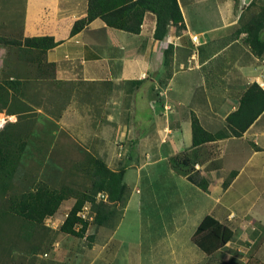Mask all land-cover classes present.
<instances>
[{
  "label": "crops",
  "instance_id": "1",
  "mask_svg": "<svg viewBox=\"0 0 264 264\" xmlns=\"http://www.w3.org/2000/svg\"><path fill=\"white\" fill-rule=\"evenodd\" d=\"M0 2V36L53 37L57 45L47 50L45 60L52 65L54 79L86 87L84 138L100 143L98 155L118 170L117 151L123 148L125 153L132 143L125 165L123 213L136 203L140 216L143 204L150 201L156 204L152 212L162 217L154 225L166 226L170 220L174 228L194 233L202 219L212 215L233 230V238L212 254L195 243L180 244L183 257L166 263L264 264V111L242 136L193 144V113L207 132L226 130L227 117L239 108L242 96L264 79V52L254 54L246 32L240 31L239 16H226L221 25L197 31L179 0L184 26L169 25L164 38L157 39L153 12H146L138 33L96 18L72 34L75 21L87 16L88 0H22L20 19L15 16L19 0ZM0 46L1 54L8 50ZM78 105L72 102L69 108L79 111ZM118 139L125 143L117 145ZM129 170L135 172L129 175L137 182L134 190L127 181ZM118 228L119 222L115 228H102L101 243L84 252L86 264H96L106 254L112 258L109 264H122L118 255L125 246L121 241L111 246ZM248 241L253 245L247 247ZM166 247L177 251L176 245H153L151 250ZM151 250L139 245L135 264H144L140 251ZM127 261H132L129 256Z\"/></svg>",
  "mask_w": 264,
  "mask_h": 264
},
{
  "label": "rangeland",
  "instance_id": "2",
  "mask_svg": "<svg viewBox=\"0 0 264 264\" xmlns=\"http://www.w3.org/2000/svg\"><path fill=\"white\" fill-rule=\"evenodd\" d=\"M180 2L188 22L195 30H209L221 25L226 16L237 15L242 21L240 31L246 32L244 37L248 36V31L254 29L257 18L264 12V0H251L248 4H245L244 0ZM21 3L22 0H19L15 14L18 19L22 14ZM1 7L0 2V9ZM171 25L178 29L183 27L180 24ZM4 46H7L8 50L0 53V81L16 79L20 82L11 85L10 92L14 98L11 99L7 110L0 112V131L10 125L13 141L9 149L20 154L8 196L18 199L23 194L35 193L44 188L51 191L62 190L66 198L53 215L37 220L12 212L7 198L0 197V264H86L84 252L93 244L101 243L99 237L102 228H115L118 222L119 228L115 229V232L111 230L110 233L114 232L111 235L112 247L117 246L115 243L119 241L125 246L118 255L119 263L124 264L126 256H129L132 261L125 264H135L136 259L133 260V256L137 255L135 250L139 245L144 250H151L153 245L177 246V251H174V248L169 250L168 247L163 250L158 248L153 252L155 249L140 251L139 255H142L144 264H168V259L179 261L184 255V248H180V244H193L191 238L194 233H188L189 230L182 226L174 228V222L170 220L166 221V226L154 225L153 221L159 219L162 222V217L156 215V211L152 212L151 206L156 204L150 201L143 204L139 216L136 203L128 206L123 213L124 198L108 208L113 214L104 225H98L94 220L88 223L83 237L62 231V225L67 218L65 214H69L70 209L79 200L97 190L95 174L100 173L97 170L100 165L94 162L104 160L98 155L97 148L100 143L84 138L88 126L84 123V114L88 112V109L84 108L87 90L85 86L75 87L55 80L53 68L46 63L40 50L30 49L27 44L23 48L16 45ZM11 49H14L15 53ZM87 101L93 104L92 101ZM72 102H78L79 111L69 108ZM68 111L72 114L67 116ZM10 112L13 114H9ZM78 112L81 114L80 120L77 117ZM115 143L123 145L125 140L118 139ZM132 149L131 143L125 153L123 148L117 151V157L121 158L118 169L125 167ZM106 165L112 169V166L107 163ZM134 173L129 170L127 175L131 190H134L137 184L129 179V175ZM133 196L137 198L139 194L133 192ZM161 202L166 205V201ZM120 218L122 221H119ZM81 227L75 225L76 230ZM258 243L259 241L256 245ZM246 244L247 247L253 245L250 241ZM108 256L109 254H106L98 258L96 264H109L112 258Z\"/></svg>",
  "mask_w": 264,
  "mask_h": 264
},
{
  "label": "trees",
  "instance_id": "3",
  "mask_svg": "<svg viewBox=\"0 0 264 264\" xmlns=\"http://www.w3.org/2000/svg\"><path fill=\"white\" fill-rule=\"evenodd\" d=\"M146 12H153L156 15L157 26L154 36L157 39L164 38L168 26L171 24L184 26L179 0H88L87 16L75 21L71 33L76 34L96 18L102 19L111 27L138 33ZM247 33V41L254 54L260 56L264 52V12L257 18L254 29ZM0 44L16 45L19 48H23L27 44L30 49L40 50L45 60L47 50L57 45V42L51 36L27 37L23 40L2 37ZM19 83L16 79L0 81V112L7 110L11 99L14 98L10 92L11 85ZM263 111L264 89L254 82L242 96L239 108L227 117L228 129L216 134L209 133L202 127L197 116L192 114L193 144L199 145L229 136H242L243 132ZM10 130L11 127L8 124L3 131H0V197L7 198L10 210L16 214L37 220L53 215L66 198L62 190L51 191L40 188L37 192L23 194L18 199L8 196L15 167L20 161V154L9 149V145L13 141V134ZM94 163L101 166L97 168L100 173L95 174L97 190L90 196L79 200L70 209L62 225V231L73 236H84L88 223L84 222L79 230L75 229V225L79 222L77 211L86 200L93 199L99 189L108 191L109 202H102L94 206L96 211L94 221L98 225H104L111 218L113 211L108 208L123 201L127 193V185L124 182L125 167L113 170L106 165L104 160H95ZM231 177L224 182L225 188L230 184ZM189 178L193 179L191 176ZM201 185L206 189L205 184L201 183ZM233 235V230L229 226L221 223L212 215H206L195 230L192 240L205 253L212 254L228 243Z\"/></svg>",
  "mask_w": 264,
  "mask_h": 264
},
{
  "label": "built area",
  "instance_id": "4",
  "mask_svg": "<svg viewBox=\"0 0 264 264\" xmlns=\"http://www.w3.org/2000/svg\"><path fill=\"white\" fill-rule=\"evenodd\" d=\"M192 40L197 42L198 35L192 36ZM259 86L264 89V79L257 80ZM107 203L109 202V193L106 190H99L93 196V199L86 200L80 209L77 211V217L79 218V222L76 224V227H81L84 222L90 223L95 220L96 211L94 206L99 203ZM68 216V213L65 214V217Z\"/></svg>",
  "mask_w": 264,
  "mask_h": 264
},
{
  "label": "water",
  "instance_id": "5",
  "mask_svg": "<svg viewBox=\"0 0 264 264\" xmlns=\"http://www.w3.org/2000/svg\"><path fill=\"white\" fill-rule=\"evenodd\" d=\"M251 2V0H244V3L245 4H248V3H250Z\"/></svg>",
  "mask_w": 264,
  "mask_h": 264
},
{
  "label": "bare ground",
  "instance_id": "6",
  "mask_svg": "<svg viewBox=\"0 0 264 264\" xmlns=\"http://www.w3.org/2000/svg\"><path fill=\"white\" fill-rule=\"evenodd\" d=\"M0 120H1V117H0ZM1 126H2V122L0 121V128H1Z\"/></svg>",
  "mask_w": 264,
  "mask_h": 264
}]
</instances>
